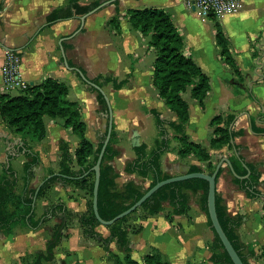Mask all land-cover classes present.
<instances>
[{
  "label": "crops",
  "instance_id": "1",
  "mask_svg": "<svg viewBox=\"0 0 264 264\" xmlns=\"http://www.w3.org/2000/svg\"><path fill=\"white\" fill-rule=\"evenodd\" d=\"M100 1L104 5L88 16L82 27V16L74 3L88 6ZM240 12L221 19L205 18L187 7L185 0H0V95L6 94L3 66L6 52L12 50L22 57V77L32 85H40L52 78L68 86L67 99L81 106L87 126L86 136L95 145L105 138L109 119L100 104L98 93L91 90L78 74L64 65L61 46L68 61L84 70L89 79L111 75L119 82L127 81L120 90L110 84L104 91L113 110L115 138L113 144L120 155L111 163L120 174V183L135 182L147 188L150 179L126 172L127 163L137 158L136 148L143 144L147 152L153 150L159 131L153 129L156 120L152 111H158L167 121H178L153 83V65L156 53L150 46L151 35L135 30L130 12L144 9H163L170 12L184 39V53L191 57L210 79L211 89L201 105L189 88L182 94L188 103L190 120L186 126L189 140L200 144L211 155L208 162L194 156L179 154L180 142L172 129L170 149L161 158V167L169 176L187 174L192 166L209 173V163L215 168L222 157L231 161L237 158L235 148L224 145L215 149L212 120L235 117L230 130L241 136L234 139L239 146V156L247 165L255 167L261 175L258 190L264 194V0H242ZM59 12L60 19L49 17ZM216 22L230 42V50L242 73L240 80L226 65L216 42ZM47 137L43 142H28L27 148L37 153L39 164L34 169L30 190L43 182L40 176L59 173L62 153L60 143L70 146L74 156L80 139L61 120L46 118ZM156 132V136L154 135ZM24 141L0 116V177L7 159L17 172V194H25L24 169L27 161L22 148L15 141ZM74 170L79 167L73 166ZM236 177L225 164L217 179V198L227 215L240 223L238 233L242 244L255 251L250 259L262 260L264 249V202L252 199L240 189ZM188 210L184 215L168 216L173 211L169 203L165 210L149 215L142 209L136 211L123 224L131 241V256L143 264L147 255L158 251L168 264H213L215 233L209 225L208 215L201 207L202 192H188ZM89 196L80 186L54 184L37 199L38 217L55 205H64V219L59 214L49 218L38 230L18 224L11 234L0 233V264H116L124 261L126 254L113 241L109 250L84 234L80 222L88 212ZM103 226V225H102ZM105 238L107 228L98 227ZM61 236L53 252L51 243ZM245 249V248H244ZM243 249V250H244ZM246 251V250H244ZM247 252V251H246ZM245 252V253H246Z\"/></svg>",
  "mask_w": 264,
  "mask_h": 264
},
{
  "label": "trees",
  "instance_id": "2",
  "mask_svg": "<svg viewBox=\"0 0 264 264\" xmlns=\"http://www.w3.org/2000/svg\"><path fill=\"white\" fill-rule=\"evenodd\" d=\"M100 5V1L88 6H81L75 2L73 7L77 13L85 16ZM60 18L59 12H55L49 17L52 22ZM129 21L135 30L152 37L150 46L156 53V61L153 65V83L168 108L177 115L178 121H167L162 117L161 113L153 110L152 114L156 120L159 138L155 141V146L150 154L147 152L148 146L143 144L135 149L137 158L127 163V173L137 174L144 179L151 180L147 188L135 182L120 183V174L111 164L120 155V151L113 144L115 138V132L113 131L112 139L102 162L98 199L99 213L105 221L115 219L137 203L158 182L171 177L165 174L161 167L162 155L170 149L169 129L174 131L176 138L180 142L179 154L181 156L192 155L200 162H208L211 159L210 153L205 148L189 140L186 133V126L190 120L189 106L182 97L183 93L192 88L193 97L201 105H204L211 89L210 79L191 57L185 55L184 39L176 27L173 15L163 9L133 10L130 12ZM216 42L220 47L221 55L226 65L242 80V73L230 50V42L218 22H216ZM69 63L70 66L74 67L71 62ZM82 71L86 74L84 70ZM92 82L102 88L112 84L114 89L120 90L127 81L119 82L113 76L107 75L99 76ZM91 90L98 93L100 104L108 112L109 107L103 94L93 87H91ZM67 94L68 86L65 83L48 78L40 85H33L21 95L14 97L9 93L0 95V116L18 136L22 137L26 148L28 142L38 143L46 139V118L61 120L63 126L70 128L73 134L80 139V147L74 156L70 153L68 143L64 141L60 143L62 159L60 171L57 174L61 176L56 175L54 172L50 173L48 175L50 178L46 177L43 180L45 183L40 188L37 199L43 196L47 189L57 183H61L64 186L69 184L80 186L89 196L88 212L80 219L84 234L102 244L106 250H109L110 244L116 241L119 249L126 254L124 261L118 260L116 264H141L132 258L129 233L123 228V224L128 217L140 209L147 211L149 215L158 214L165 210L164 205L166 203H169L173 209L168 214L169 217L172 215H184L188 210L190 201L188 192L194 194L202 192L201 207L208 215L209 225L215 233V241L212 246L214 252L210 261L213 264H234L212 226L207 207L209 184L202 179H190L164 186L149 198L142 207L114 225L107 227L110 231L108 238L96 231L102 225L96 219L93 211L96 174L92 169L96 165L105 138L96 149L95 145L86 136L87 126L82 117L80 104L69 101ZM234 120L235 117H228L226 126H223L224 120L222 117H216L212 120L214 138L211 140V145L213 148L220 149L224 145H231L239 151L240 147L232 144V140L237 136H241L243 132L236 133L230 130V125ZM253 130L264 134V130L257 129L255 126H253ZM27 149L28 151L25 154L27 161L23 165L25 194H17L18 177L11 163L12 158H10V165L8 166L7 163L4 166L3 175L0 177V233L11 234L18 224H23L32 230H38L49 218L67 213L64 205H55L46 210L40 217L37 216L36 207L33 209L37 189L30 190L29 184L34 178V169L39 164L40 158L37 153L32 152L29 148ZM237 158L232 161L234 169L238 175L246 176L248 174L246 164L241 157ZM73 166L79 167V170H74ZM208 166L209 174L213 173L216 168L211 163ZM247 167L251 171L250 178L246 180L236 178L235 182L249 198L262 199L264 202V194L258 190L261 175L252 165L247 164ZM221 172L222 169L219 175ZM188 173H205V170L201 167L192 166ZM217 212L227 236L240 257L245 264H251L250 259L255 256V251L252 248L248 249L242 244L238 233L240 223L227 215L226 209L221 206L218 198ZM60 238L61 236L59 235L57 240L51 243L49 247L50 253L56 248ZM262 257H264V249ZM143 264L168 263L164 261L158 251H155L144 258Z\"/></svg>",
  "mask_w": 264,
  "mask_h": 264
},
{
  "label": "water",
  "instance_id": "3",
  "mask_svg": "<svg viewBox=\"0 0 264 264\" xmlns=\"http://www.w3.org/2000/svg\"><path fill=\"white\" fill-rule=\"evenodd\" d=\"M114 1H116V0H114ZM106 4H108V3L101 4L97 9L93 10L89 14L82 17V19H81L82 20V27L84 26V23H85L86 18L88 16L96 13L98 10H100ZM61 50H62V56H63V61H64L65 67L71 71L76 72L88 86L95 88L98 92L103 94V96L105 97L106 102L108 104V107H109L108 113L105 114L106 117L109 119L107 135H106L105 139L103 140V147L101 149V152L98 155V160L96 162V165L92 169V171H94L96 174L95 185H94L93 211H94L96 219L101 223V225H103L105 227H109V226L114 225L119 220L129 216L130 214L135 212L137 209L142 207V205L149 198H151L156 192H158L164 186H167V185L172 184V183L190 180V179H202V180L207 181L209 184L207 207H208L209 217H210V220L212 222V226H213L216 234L219 236L221 243L224 246L227 253L229 254L232 262L234 264H245L244 261L242 260V258L240 257L239 253L235 249L233 243L230 241L229 237L227 236V234H226V232H225V230H224V228L220 222L219 216H218V212H217V179H218V175H219L220 170L223 168V166L225 164L230 168L233 175L240 180L249 179L251 176V171L247 167V165H245L246 168L248 169V174L246 176L238 175L234 169L232 161L230 159H228L227 157L221 158V160H220L219 164L217 165L215 171L211 174H209V173H187V174H182L180 176H174V177L171 176L167 180L158 182L153 188H151L149 191H147V193L137 203H135L127 211H125L122 214H120L119 216H117L115 219H113L111 221H105L101 218L100 213H99V208H98L99 188H100V182H101V167H102V162H103L106 150H107V148L110 144V141L112 139V133L114 130L113 110H112V106L110 103V99L107 96L106 92L104 91V88H102L99 85H97L96 83L92 82V80L89 79L88 76L86 74H84L81 69L70 66V63H69L67 55H66V51L64 50L63 46H61ZM8 51H12V50H8ZM233 143H234V139L232 140V144ZM15 144L19 145L22 148V155H25L26 152L28 151V149L25 147V142L17 140V141H15ZM235 152H236L237 157H240L239 153L236 149H235ZM7 163L9 166L10 165V158L7 159ZM56 175L61 176L60 174H56ZM48 178H50V177H48ZM44 183H45V181H43L39 185V187L37 188V193H36V196L34 199L33 209H35V207H36L38 192ZM61 216L64 219L66 218L65 214H63Z\"/></svg>",
  "mask_w": 264,
  "mask_h": 264
},
{
  "label": "built area",
  "instance_id": "4",
  "mask_svg": "<svg viewBox=\"0 0 264 264\" xmlns=\"http://www.w3.org/2000/svg\"><path fill=\"white\" fill-rule=\"evenodd\" d=\"M188 8L205 18L221 19L240 12L242 0H185ZM22 57L18 52L7 51L2 69L6 93L13 91L27 92L33 85L21 74Z\"/></svg>",
  "mask_w": 264,
  "mask_h": 264
},
{
  "label": "rangeland",
  "instance_id": "5",
  "mask_svg": "<svg viewBox=\"0 0 264 264\" xmlns=\"http://www.w3.org/2000/svg\"><path fill=\"white\" fill-rule=\"evenodd\" d=\"M21 94H23L22 92H20V91H13V92H10V95L11 96H18V95H21ZM48 119V118H47ZM153 124V129H155L156 131H157V126H156V124H155V122H152ZM153 136H156V132H154V135ZM46 177H48V175H43V176H40L39 177V179L41 180V181H43ZM36 210H37V208H36ZM40 215H42V214H40ZM37 216H38V214H37ZM100 227H102L103 229L104 228H107V227H105V226H100ZM108 229V228H107ZM251 262H252V264H255V262L254 261H252L251 260ZM256 264H264V262L262 261V260H258V261H256Z\"/></svg>",
  "mask_w": 264,
  "mask_h": 264
}]
</instances>
